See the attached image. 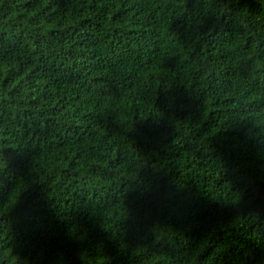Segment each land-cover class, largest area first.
Returning <instances> with one entry per match:
<instances>
[{
	"label": "trees",
	"instance_id": "1",
	"mask_svg": "<svg viewBox=\"0 0 264 264\" xmlns=\"http://www.w3.org/2000/svg\"><path fill=\"white\" fill-rule=\"evenodd\" d=\"M0 264H264V0H0Z\"/></svg>",
	"mask_w": 264,
	"mask_h": 264
},
{
	"label": "bare ground",
	"instance_id": "2",
	"mask_svg": "<svg viewBox=\"0 0 264 264\" xmlns=\"http://www.w3.org/2000/svg\"><path fill=\"white\" fill-rule=\"evenodd\" d=\"M131 106V105H130Z\"/></svg>",
	"mask_w": 264,
	"mask_h": 264
}]
</instances>
